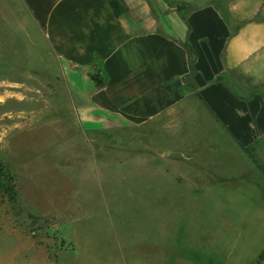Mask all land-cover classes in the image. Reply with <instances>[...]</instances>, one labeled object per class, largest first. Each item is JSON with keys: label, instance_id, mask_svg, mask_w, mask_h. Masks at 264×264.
Listing matches in <instances>:
<instances>
[{"label": "crops", "instance_id": "1", "mask_svg": "<svg viewBox=\"0 0 264 264\" xmlns=\"http://www.w3.org/2000/svg\"><path fill=\"white\" fill-rule=\"evenodd\" d=\"M16 2L47 53L38 75H51L50 94L59 86L69 96L65 127L123 146L117 158L143 203L166 186L209 188L229 170V147L258 167L264 0Z\"/></svg>", "mask_w": 264, "mask_h": 264}, {"label": "rangeland", "instance_id": "2", "mask_svg": "<svg viewBox=\"0 0 264 264\" xmlns=\"http://www.w3.org/2000/svg\"><path fill=\"white\" fill-rule=\"evenodd\" d=\"M34 38L23 6L0 0V180L15 181L14 204L0 194V264H256L264 142L258 167L229 147V170L209 188L166 186L159 202L143 203L117 158L123 146L65 127L69 96L48 91Z\"/></svg>", "mask_w": 264, "mask_h": 264}, {"label": "trees", "instance_id": "3", "mask_svg": "<svg viewBox=\"0 0 264 264\" xmlns=\"http://www.w3.org/2000/svg\"><path fill=\"white\" fill-rule=\"evenodd\" d=\"M116 0H109L112 6H115ZM91 79L95 83V85L100 86L102 84L101 80L96 75H91ZM264 174V171H262ZM6 181L3 179L0 180V194L6 199L9 204L15 203V181L12 180V177L8 175V172L5 174ZM264 262V252L261 253L259 260L256 264H260Z\"/></svg>", "mask_w": 264, "mask_h": 264}]
</instances>
